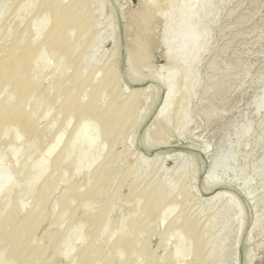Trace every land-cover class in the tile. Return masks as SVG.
I'll return each mask as SVG.
<instances>
[{"label": "bare ground", "instance_id": "1", "mask_svg": "<svg viewBox=\"0 0 264 264\" xmlns=\"http://www.w3.org/2000/svg\"><path fill=\"white\" fill-rule=\"evenodd\" d=\"M93 1L0 0V21L11 9L19 19L16 25L6 20L0 25V264H220L218 259L210 260L208 234L214 216L202 225L184 210L197 166L182 162L181 169L190 174L187 182L161 176L145 181L148 171L137 172L134 167L117 175L126 159V150H119V145L145 117V100L150 99V109L160 97L156 88L150 97L149 88L125 92L117 43L106 63L99 66L91 61L101 36L94 32ZM166 1L167 9L162 11L160 0H142L127 15L125 26L131 37L124 59L127 74L136 79L149 69L148 77L165 89L154 123L143 136L147 146L154 138L187 131L190 100L201 88L199 62L212 42L207 25L219 16L218 11L213 15L211 9L207 11L210 0ZM194 5L204 12L205 20L212 21L196 24ZM160 9L162 39L170 59L163 76L150 70L152 43L157 39L153 41L150 23ZM37 23L36 37L30 39ZM108 25L113 37L112 17ZM44 53L54 66L47 74L36 67ZM234 64L223 67H230L223 82L218 75L222 83L211 86L216 96L224 92L226 81L238 76L242 65ZM213 66L218 69L216 62L217 68ZM255 104L256 110L263 107L264 95ZM211 112L205 113L208 120L215 116ZM73 122L74 128L65 135ZM40 147L43 159L38 155ZM39 159L42 167L35 170ZM225 159L219 156L217 161ZM218 170L215 165L209 171L207 189L223 184L215 174ZM19 185H25L24 191ZM242 211L239 208V216ZM238 222L241 232L244 223ZM162 224H166L163 229ZM154 237H159L155 245Z\"/></svg>", "mask_w": 264, "mask_h": 264}, {"label": "rangeland", "instance_id": "2", "mask_svg": "<svg viewBox=\"0 0 264 264\" xmlns=\"http://www.w3.org/2000/svg\"><path fill=\"white\" fill-rule=\"evenodd\" d=\"M210 1L211 3L208 5V8H210L206 9L207 11L212 10L208 11L211 12V15L218 11L217 21L205 20L204 12L198 5H194L193 8L196 24L202 23L203 19V24H206V21L207 24L212 21L207 25L211 34H208L209 41L212 42H209V47L204 48L203 59L201 58V63L199 62L202 76L200 77L198 68L197 73L200 77L199 87L201 88L194 92L195 94L191 98L193 100H190L192 105H189L194 107H189L190 123L187 131L182 133L181 136L179 135L180 137L170 135L169 138L162 136L158 139L154 138V143L151 146H147L143 142L146 129L153 125L152 122L154 123L153 117L162 102L165 89L159 81L148 77L149 69L142 73L141 77L143 79L141 77L132 79L126 71L124 59L131 41L126 28L127 15H132L138 9L142 0H94L91 3L90 9L97 15L94 32H99L101 35L99 43L91 51V61L99 66L106 63L111 56L115 43H117L121 61V86L125 89V92L136 88H149L150 93H147V96H149L154 88L159 91L160 98L150 109H148L150 99L145 100L144 108H147L145 117L131 135L119 145V150H126V159L117 175H122L128 167H134L137 172L141 170L148 171L149 175L145 181L161 176L170 181H175L181 177V182H187L190 174L184 173L181 165H183L182 162H191L192 166H197L198 173L192 182L194 186L191 183L189 185L190 201L184 207V210L191 219L198 220L202 225L211 216H214V224L211 227L210 234H208V240L212 248L210 260L215 261V259H218L220 264H264V106L259 110H256L255 106V103L264 95V0ZM159 3L158 6L162 11H166L167 1L160 0ZM103 4H105L104 8L102 7ZM101 8L104 10L102 11ZM161 9L159 10L161 16L158 13L159 16L157 15L151 19L152 22L150 21L152 23H150L151 29L154 28V30H151L154 31L152 32V38L154 42L156 40V44L152 43L154 44L152 45L154 51L151 50L153 56L151 60L152 69L150 68V70H159L162 75L166 73L165 69L169 65L170 59L166 52L168 51L167 46L162 39L165 36L163 35L165 31ZM108 15L110 19L112 17L114 23L115 35L113 37L109 31L108 23L110 19ZM16 18L13 9H11L5 15V18L0 21V25L4 20L16 25L19 21ZM153 25L154 27H152ZM33 27L31 32L36 33L39 30L38 23ZM155 32L156 34H154ZM34 33L31 36L29 35L31 38H28H35ZM154 38L157 39L154 40ZM46 56L47 53L42 55L36 67L43 68V71L45 70L44 72L47 74L54 69V66L47 61ZM214 61L218 69H215L217 66H215ZM234 63L243 66L240 68L241 73L239 72L238 76L231 78L232 82L229 80L226 83V81L224 83L225 88L224 85L222 86L224 92L219 93L222 95L218 94L219 97H217L211 86L223 82L225 69L228 70V68L235 65ZM211 64L214 65L216 71L219 70V74L213 70ZM225 66L230 67L223 68ZM212 75L215 79L219 75L220 80H222L219 82L218 78V81H214ZM220 75L222 76L220 77ZM201 80H203L202 83ZM212 82L213 84H210ZM209 88L211 91L213 90L211 93L207 92L210 90L205 91ZM197 91L198 93H196ZM204 92L206 93L204 94ZM222 103H225L224 108ZM210 104L211 106H209ZM207 106L208 108H206ZM209 110L215 115L212 120H208L207 114L205 116V113L210 112ZM212 112L208 114H212ZM73 128L74 122L70 124L65 135L70 133ZM246 130L247 132H245ZM61 145L56 148L48 159L49 164L51 158L61 149ZM43 151V147L38 149V155L41 153L40 158L42 157V159ZM219 156L228 157V159L218 162L217 158ZM34 164L32 168L35 170L42 167L40 159ZM215 165L219 168L215 174L223 184L207 189L205 180L209 175V171ZM139 182L137 181V183ZM181 182L179 181V184ZM18 189L24 191L25 185H19ZM219 190L220 194H217ZM233 203H239V205ZM236 207L243 210L241 216L238 213L239 208ZM238 221L244 223L241 232H239L238 226L241 222ZM165 225L162 224V229ZM84 232H86V229H84ZM79 239L81 240L82 237H79ZM79 239L78 242L76 241L77 245L82 242V240L79 242ZM158 240L159 237H154L152 243L155 245ZM173 241L174 238L168 242L172 244ZM160 252L163 253L164 249ZM74 254L75 252L68 257L72 259L71 256H74ZM217 254L218 256H216Z\"/></svg>", "mask_w": 264, "mask_h": 264}]
</instances>
